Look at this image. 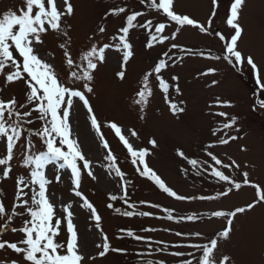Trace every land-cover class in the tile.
<instances>
[{
  "label": "snow or ice",
  "instance_id": "snow-or-ice-1",
  "mask_svg": "<svg viewBox=\"0 0 264 264\" xmlns=\"http://www.w3.org/2000/svg\"><path fill=\"white\" fill-rule=\"evenodd\" d=\"M175 0H138V4L145 6L150 12L156 13V20L148 19L146 13L136 10L135 5L127 0H115V6L109 7L101 15V21L91 35L87 36V42L73 50L72 25L68 19L75 15V7L72 0H21V5L16 9H8L0 14V78L4 88H11L22 84V96L12 92L9 98H0V182L13 179V160L19 151L22 155L20 167L25 173L15 176L13 200L6 205V194L0 189V250H11L18 259H5L0 264H95L98 258H105L109 253L127 255V249L114 247L109 236L101 226L102 216L97 208L80 191L82 173L95 180L97 177L92 171V161L82 151L78 138L73 135L71 116L86 109V116L91 128L99 136L104 149H107L105 159L109 162V173L119 177L120 191L122 195L109 194V201H123L129 210L122 211L115 208V212L124 217H153L167 221L187 220L197 221L203 217L197 213L186 216H174V209L162 207L141 201L150 208L160 209L165 215L155 216L148 211H136V204L129 203L128 186L131 181L125 179V172L116 163V156L105 140L101 131V122L95 114L90 102V97L95 95V74L101 66L107 65L110 55L118 54L119 70L115 77L124 82L127 79V70L130 61L134 58V45L131 43L130 33L133 30L142 29L147 34L144 45L146 49H153L157 45H165V42L176 41L178 35L186 27L198 30L200 34H215L220 41H224L223 54H205L203 51L187 48L177 43H170L167 51H163L160 57L145 70L136 81L137 87L130 97L131 105L137 106L139 119L146 118V110L150 99L158 89L163 93L165 103L172 115L183 113L185 108L181 105L184 101H175L170 98V90L174 88L175 94L180 95L179 84L170 83L165 78L164 72L170 67L181 63L184 56H200L210 60L226 61L229 65L241 66L245 62L251 66L256 75V83L264 89V80L261 79L258 65L251 55L239 50L238 41L242 37L243 27L239 23L240 15L246 0H232L225 23L228 28L234 30L230 39L213 28V18L219 0H211V14L205 22L191 18L187 14H180L174 10ZM114 17L121 21L113 33L108 32L109 18ZM138 18H144L140 22ZM163 18V19H161ZM175 25L171 34H165L166 29ZM52 36L57 41V47L61 50L60 65L57 66L55 55L48 51L42 54L46 47V37ZM173 49L179 51L176 55ZM214 68L207 69L200 75L207 76L214 73ZM170 80L177 82L179 77L172 75ZM217 81L213 80L212 84ZM229 101L217 97L213 105L209 107H230ZM260 107L264 108V101ZM213 115L227 118L225 112L212 113ZM39 122L40 127H33ZM236 123L235 118L223 123L221 127L213 128L211 134L217 137L215 143L205 145L204 152L212 163L207 160L188 158L184 151L177 149L176 155L195 170L200 176L207 173L216 182L227 185L226 190H221L215 195H201L189 197L178 194L154 171L147 162L150 151L147 148H135L127 138L126 132L132 137H138L135 130L123 129L114 121L107 122L106 126L113 130L119 141L127 149L132 165L135 166L139 176L151 181L158 189L176 201H215L221 197H228L233 190L239 191L247 186L255 190V198L244 206L235 207L233 210H213L208 219L216 218L225 221V226L218 230L211 238L201 232L183 233L175 231L176 237L183 239L204 240L203 243H169L161 240H153L150 236L136 234L131 229H120L117 239L131 238L136 242L148 246V251L138 252V256L163 253L179 259V264H234L229 255L220 251V241H227L233 231V223L239 214H244L254 209L258 204H264V185L250 179L249 173H241L242 181H238L236 173L240 170V164L229 157L230 163H225L218 158L211 149L218 145H227L230 141L237 140L236 135H228L224 130L231 129ZM223 132L224 135L217 136ZM34 140H38L40 149ZM153 149L158 147L153 138L148 141ZM244 150V149H242ZM51 165L55 172L56 182H60L61 172L70 170L72 192L78 197L79 207L90 213L94 221V229L97 230L99 242L95 243V252L90 254L83 252L80 245V237L77 225L74 223L75 212L73 203L57 202L52 200L49 185L52 181L46 175L47 167ZM206 165V167H205ZM247 167V165H245ZM225 170L232 174H226ZM186 171V170H185ZM107 208L113 209V203H108ZM19 218L21 225L13 226ZM142 232H155V228H142ZM171 231V229H164ZM22 234V238L15 242L3 240L5 233ZM61 236L65 239L61 241ZM157 245L155 248L152 245ZM186 247L194 251L187 253L181 251H169ZM199 253V255H197ZM189 257L184 259L183 257ZM146 264H167L165 260H147Z\"/></svg>",
  "mask_w": 264,
  "mask_h": 264
},
{
  "label": "rangeland",
  "instance_id": "rangeland-1",
  "mask_svg": "<svg viewBox=\"0 0 264 264\" xmlns=\"http://www.w3.org/2000/svg\"><path fill=\"white\" fill-rule=\"evenodd\" d=\"M133 4L136 10L146 13L148 19L156 20V13L150 12L145 6L139 5L138 0H127ZM75 7V15L68 19L72 25L71 35L73 37V50L87 42V36L91 35L97 26L102 23L101 15L109 7L115 6V0H72ZM232 0H219L216 9V16L213 18V28L221 32L230 39L234 30L227 27L225 20L229 12ZM21 5V0H0V14L8 9H16ZM211 0H175L174 10L180 14H187L191 18L205 22L211 14ZM143 22L144 18H138ZM163 19V18H161ZM121 21L110 17L108 22V32L115 31L116 26ZM239 23L243 27L241 39L238 41L239 50L245 56L251 55L258 65L260 77L264 80V0H246L243 6ZM175 30V25L166 29L165 34H171ZM131 43L134 45L135 56L130 61L127 70V79L120 82L115 77V72L119 70L118 54L109 56L107 65L101 66L95 74V95L90 97V102L95 114L101 122V131L107 140L110 149L116 156V163L125 172V179L131 181L128 186L129 203L136 204V211H148L157 217L165 214L156 208H150L141 201L152 204H159L162 207L174 209V216H186L197 213L202 219L197 221L156 219L153 217L133 216L124 217L115 212V208L128 209L123 201H109V194L122 195L120 191L119 177L114 172L109 173L105 157L107 149H104L99 136L91 128L90 121L86 116V109L81 108L79 112L72 114L70 120L73 126V135L78 138L82 151L86 157L92 161V171L97 177L93 180L82 173L80 191L97 208L102 216L101 226L114 247L127 249V255L109 253L105 258H98L95 264H146L147 260H165L167 264H179V259L163 253H153L151 255L138 256V252H147L148 246L136 242L131 238L117 239L121 233L120 229H131L136 234L150 236L154 241L161 240L169 243H203L204 240L183 239L176 237L173 233L180 231L183 233L201 232L206 237L211 238L218 230L225 226L222 219H208L213 210H233L235 207L244 206L255 198V190L250 187H243L239 191L233 190L228 197H221L215 201H201L193 199L190 201H176L158 189L151 181L139 176L135 166L131 163V158L127 154V149L119 141L114 131L106 124L109 121L116 122L123 129L135 130L138 137H132L130 132H126L127 138L135 148H147L150 155L146 158L149 166L180 195L198 197L201 195H215L222 189L226 190L227 185L216 182L207 173L200 176L195 174V170L187 164L186 160L176 155V150L185 152L188 158L198 160L211 159L204 152L205 145L215 143L217 137L211 134L213 128L221 127L223 123L235 118L236 123L231 129L224 130L228 135H236L239 138L230 141L227 145H218L211 151L225 163H230L228 159H234L240 164V170L236 173V179L242 181L241 173L247 171L252 181L264 185V108L260 107L264 101V89L256 83V75L251 66L245 62L241 66L229 65L226 61L210 60L200 56H184L181 63L170 67L164 72L166 79L170 83L179 84L181 94L176 95L174 88L170 90V98L179 102L185 108L183 113L172 115L168 105L165 103L163 93L155 90L154 96L150 99V104L146 110V118L140 120L137 106L131 105L130 97L137 87V78L147 70L161 55L167 51L170 43L174 42L187 48L203 51L205 54H223L224 41H220L214 33L211 35L200 34L198 30L186 27L178 35L176 41L165 42V45H157L153 49L144 47L147 34L142 29L133 30L130 33ZM42 54L51 51L55 55L57 66L60 65L61 50L57 47V41L52 36L46 37V47L42 49ZM176 55L179 51L173 49ZM214 68L216 71L207 76L200 75L207 69ZM172 75H177L179 80H170ZM217 81L212 84V81ZM0 87L2 78H0ZM22 84L11 88H4L0 91V98L7 99L12 92L22 96ZM219 97L221 100L229 101L230 107H209L213 105ZM225 112L227 118L213 115L216 112ZM33 127H40L37 122ZM224 135L223 132L217 136ZM157 141L158 147L153 149L148 143L150 139ZM37 149H40L38 140H34ZM244 149V150H242ZM4 149L0 148V152ZM22 155L18 151L13 160V179L0 182V189L6 194V205L10 207L14 193V179L16 175L25 173L20 167ZM247 165V167H245ZM206 167V165H205ZM186 170V171H185ZM226 174L231 172L225 170ZM46 175L52 181L49 185V192L52 200L57 202L73 203L75 212L74 223L77 225L80 237L81 250L87 253L95 252V243L99 242L97 230L94 229V221L90 213L79 207L82 203L72 192L73 185L70 180V170L61 172L60 182H56L55 172L49 165ZM113 203V209L107 208L108 203ZM123 211V210H122ZM3 223V221H0ZM21 225V220L17 218L13 226ZM155 228V232H142V228ZM171 229V231H164ZM22 238V234L11 232L2 236L3 240L15 242ZM61 241L65 239L61 236ZM220 251L230 256L234 264H264V204H258L254 209L239 214L233 223V231L227 241H220ZM157 245L153 244L155 248ZM169 251H181L187 253L194 251L182 247ZM199 255V253H197ZM184 259L189 257L185 256ZM18 259L11 250H0V261Z\"/></svg>",
  "mask_w": 264,
  "mask_h": 264
},
{
  "label": "trees",
  "instance_id": "trees-1",
  "mask_svg": "<svg viewBox=\"0 0 264 264\" xmlns=\"http://www.w3.org/2000/svg\"><path fill=\"white\" fill-rule=\"evenodd\" d=\"M121 210H123V211H124L125 209H121Z\"/></svg>",
  "mask_w": 264,
  "mask_h": 264
}]
</instances>
